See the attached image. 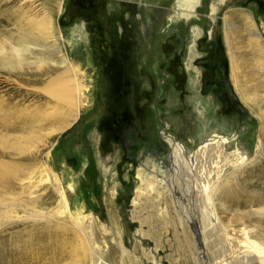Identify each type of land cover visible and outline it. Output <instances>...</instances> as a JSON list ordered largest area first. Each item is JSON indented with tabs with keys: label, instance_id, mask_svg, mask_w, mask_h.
Instances as JSON below:
<instances>
[{
	"label": "rangeland",
	"instance_id": "obj_1",
	"mask_svg": "<svg viewBox=\"0 0 264 264\" xmlns=\"http://www.w3.org/2000/svg\"><path fill=\"white\" fill-rule=\"evenodd\" d=\"M27 1L55 25L56 37L33 42L34 56L59 66L0 70V264H94L95 253L102 264L223 259L213 220L238 230L233 219L264 209V0ZM20 3L0 4L9 34L1 43L19 38ZM54 76L70 85L79 112L45 93ZM6 114L9 122L47 118L23 153ZM164 135L187 156L209 138L233 156L188 163ZM233 166L241 204L223 194L226 185L214 213L197 186L223 180ZM172 190L185 206L173 204ZM191 230L203 233V258Z\"/></svg>",
	"mask_w": 264,
	"mask_h": 264
},
{
	"label": "bare ground",
	"instance_id": "obj_2",
	"mask_svg": "<svg viewBox=\"0 0 264 264\" xmlns=\"http://www.w3.org/2000/svg\"><path fill=\"white\" fill-rule=\"evenodd\" d=\"M12 1L14 0H0V4H2L3 2L8 4L9 2ZM18 1L21 2L20 6L18 7V9H16V12L14 11V14L16 16V18H14L15 19L14 21L17 22L16 27H18L19 30V34H18L19 38L16 40L18 41V43L14 40L13 43L11 42L12 40L11 41L7 40L8 37L7 35L9 34L7 32H4L7 34L6 35L7 37L4 35L5 37V39H3L4 41L2 43L0 42V70L5 73H8L11 76L12 70H20L19 72L21 73V70L23 71L26 68L35 67L36 70L40 72L46 65L52 68L59 66V64L53 60H47L41 58L40 56L39 57L34 56V50L36 47L39 46H35L33 42L38 43L40 40L41 41L45 40L50 35L53 38L56 37L54 31L55 25L54 22L52 21V18L50 19L47 17L40 18L39 17L40 15L37 14V12L40 11L36 10L35 6L32 5L25 6L27 4H30V2H28L27 0H18ZM186 4H187L186 7L189 6V2H187ZM0 14L5 16L7 14V10L0 7ZM3 22L4 21L0 20V24H1L0 34L3 33L2 32L3 30L1 29V27H3L2 25H4ZM33 30L37 32L35 37L32 36ZM212 36L213 34H211V37ZM0 37L2 38V36ZM15 42L16 44H14ZM61 66L65 68V71L63 70L64 75L68 74V76H71V70L73 71L74 74L73 68H69L71 67L69 60L64 56L62 57ZM55 69H57V67ZM66 83L63 82L58 77L54 76L50 80H48V83L45 84V88L43 90L45 91V93L48 92L50 95H52L56 100L69 102L70 106L77 108V112H79L81 107H79V105L77 104V100H74L72 94L71 93L69 94V92L67 91L66 88L69 89L70 85ZM79 85L80 84H78L77 82L75 83V87H78ZM4 117L5 119L3 120L4 121L3 124L6 127H8L7 128L8 131H13V132L18 131L20 134H22V136L19 137L21 138V140L17 144H15L17 146V151L19 153H23L27 149V144H28L27 142L29 140V136L31 134H34V130H32V128L37 126V124L35 123L39 124L41 120L43 121L47 120V118H42L41 116L32 115L29 119L23 117L18 122H9L8 121L9 116L6 114V116ZM164 136L172 143L174 148V153L176 154L178 152L179 155H181V157H178V159L184 158V161L187 160L186 162L194 158L195 159L194 161L207 160L215 163V160L217 158H220V160L223 163V162H227L233 156V154H229V153L226 154L223 146L214 145L217 142V138H209L204 144H202V146L199 149H197L190 156H187L185 155L186 149L184 146H182L179 142H177L172 136L169 135H164ZM176 161L177 158H175V163ZM188 163H190V161ZM5 165H6L5 163L0 162V167L3 168ZM189 165L191 168L192 163ZM232 169L233 172L229 173L223 180L218 181L217 179H215L214 181H210L208 178L207 180H203V181L201 180V182L197 186L198 188L197 190L202 195V202L208 204L210 206V210H213L214 213L216 211L215 199L217 195L222 192L223 188L226 185L227 188L225 191H223V194L225 192H228L227 194H230L228 198L231 203H237L238 205L241 204L240 202L241 200L239 199V195H240L239 189H237L236 185L234 184L236 178L240 173V168L233 166ZM177 170L179 171L178 173L181 172L179 176L180 178H183L184 175H187V171L185 168L182 169L180 168ZM6 172L8 174V171ZM159 181L161 182L162 178L156 176L153 181L147 182V187L151 192H155V190L158 188L157 184H160ZM170 196L172 197L173 204L177 208L181 206H185L187 204V203L185 204L183 203L184 199L181 198V196L177 195L176 190H172ZM251 201L252 202L254 201L257 204L263 203V200L260 199L251 200ZM189 203L190 201L188 202V204ZM257 212L245 213L244 215L241 216V218L233 219L235 225H237L236 227L239 228L238 230L232 228L230 225L228 226L227 224H225L220 217H216V219L212 218V220L213 219L216 220V221L213 220V226L215 227L214 229L213 228L212 229L217 231L222 230L221 247L223 253V259L222 258L220 259V257L222 256H219L218 254V257L214 259L216 260L214 264H224L229 259L233 260V264H264V221L261 220L260 217L259 218L256 217L258 214L264 213V209L258 210ZM211 215H215V214H211ZM186 222L187 225H189L188 227H190L191 222L193 224L197 223L196 221L192 220V218L187 220ZM211 222L209 225H211ZM192 233L194 240L196 241L194 243V248L201 254L203 258V256L205 257L207 254V250H206L207 246L204 244L203 233L200 232L199 234H196L193 231ZM194 234H196V237L194 236ZM235 240H236V244H234ZM237 251H239L241 254H238ZM236 255L238 256L236 257ZM93 258H94V264L104 263L103 258L97 253L94 254ZM202 263L208 264L207 261Z\"/></svg>",
	"mask_w": 264,
	"mask_h": 264
}]
</instances>
